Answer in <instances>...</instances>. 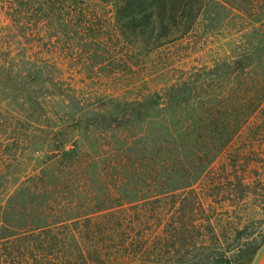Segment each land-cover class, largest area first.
<instances>
[{"label": "trees", "instance_id": "obj_1", "mask_svg": "<svg viewBox=\"0 0 264 264\" xmlns=\"http://www.w3.org/2000/svg\"><path fill=\"white\" fill-rule=\"evenodd\" d=\"M90 1L113 5L121 53L133 59L185 40H195L186 53H198L204 15L214 23L220 10L250 19L254 33L243 34L242 44L225 50L209 72L192 69L159 93L125 103L130 111L106 112L104 121L123 119L110 126L122 135L135 115L156 125L151 167L144 166L149 172H131L141 185L137 193L145 189L150 196H124L133 181L127 172H74L84 171L75 166L78 140L71 143L60 128L54 155L70 165L13 182L16 188L6 191L0 264H210L186 262L188 248L206 234L219 242L217 233L233 226L249 198L264 201V7L253 0L240 6L235 0H0L6 21L0 52L31 33L58 41L56 28L71 16L78 18L77 32L86 30L79 5ZM148 107L155 115L144 112ZM75 133L83 135L80 128L69 132ZM94 185L104 196L86 191ZM92 201L96 208L89 212ZM224 217L234 220L226 224ZM263 243L264 235L245 243L248 261Z\"/></svg>", "mask_w": 264, "mask_h": 264}, {"label": "rangeland", "instance_id": "obj_2", "mask_svg": "<svg viewBox=\"0 0 264 264\" xmlns=\"http://www.w3.org/2000/svg\"><path fill=\"white\" fill-rule=\"evenodd\" d=\"M253 1L264 7V0ZM242 2L235 0L234 4L240 6ZM79 6L85 14L79 17L86 30L77 32L78 18L71 16L56 28L58 41L54 37L50 41L47 35L38 39L31 33L26 39L11 40V50L0 52V206L8 198L6 191L16 188L13 182L26 181L43 170L65 172L70 161L54 155L62 140L56 134L60 128L71 143L78 140L80 158L75 166L84 171L74 172H127L130 177L131 172H149L144 166L151 167L156 125L150 118L135 115L124 125L129 129L122 135V131L111 132L110 126L113 129L124 124L123 119L104 121L106 112L130 111L125 103L159 93L192 69L206 68L209 72L225 50L229 53L242 44L243 34L249 31L250 39L254 33L250 19L239 20L232 14L227 18V13L220 10L222 20L214 23L210 21L212 15H204L198 53L187 54L195 40H185L133 59L121 53L125 50L114 27L112 4L90 1ZM0 21L1 33L6 21L1 17ZM258 29L262 31L263 26ZM144 112L155 115L149 107ZM253 121L260 118L254 117ZM74 128H80L83 135L75 133L71 137L69 132ZM131 179L124 189L126 198L150 196L145 189L137 193L141 185L136 178ZM96 188L89 186L86 191L104 196V190ZM247 202L242 206V216L235 220L224 217L223 223L234 222L217 233L219 242L206 234L202 244L188 248L185 261L202 258L210 264H255L264 243L250 261L245 243L264 235V201L258 197ZM96 203L91 202L89 212Z\"/></svg>", "mask_w": 264, "mask_h": 264}, {"label": "crops", "instance_id": "obj_3", "mask_svg": "<svg viewBox=\"0 0 264 264\" xmlns=\"http://www.w3.org/2000/svg\"><path fill=\"white\" fill-rule=\"evenodd\" d=\"M255 264H264V246L260 250L257 259L255 261Z\"/></svg>", "mask_w": 264, "mask_h": 264}]
</instances>
